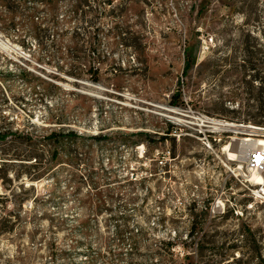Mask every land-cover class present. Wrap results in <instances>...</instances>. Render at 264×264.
Here are the masks:
<instances>
[{
  "label": "rangeland",
  "instance_id": "374dc122",
  "mask_svg": "<svg viewBox=\"0 0 264 264\" xmlns=\"http://www.w3.org/2000/svg\"><path fill=\"white\" fill-rule=\"evenodd\" d=\"M2 43L0 264H264V0H0Z\"/></svg>",
  "mask_w": 264,
  "mask_h": 264
},
{
  "label": "bare ground",
  "instance_id": "6f19581e",
  "mask_svg": "<svg viewBox=\"0 0 264 264\" xmlns=\"http://www.w3.org/2000/svg\"><path fill=\"white\" fill-rule=\"evenodd\" d=\"M4 49H5V46L3 45V43L0 44V50L5 51ZM207 121H209V120H207ZM214 126H215V129H231V130H238V131H241V128H242V126H236V125L226 123L223 121L214 122ZM235 128H238V129H235ZM244 130H247V131L250 130L248 132H253L256 130V128L248 126V127H245ZM239 141L241 143H240V146L238 143V149L237 150L233 151L232 148H230V149H228V147H226V148H227V151L229 152V156H233L232 155L233 153H237V158L242 159V160H245V157H246L245 153L248 150L264 146V140L263 141L262 140H255V139L251 140L249 138H243ZM250 173L254 174L252 176V179L254 181V185H256V186H261V185L263 186L264 185V178L262 176L254 173L252 171Z\"/></svg>",
  "mask_w": 264,
  "mask_h": 264
},
{
  "label": "built area",
  "instance_id": "2783aa9c",
  "mask_svg": "<svg viewBox=\"0 0 264 264\" xmlns=\"http://www.w3.org/2000/svg\"><path fill=\"white\" fill-rule=\"evenodd\" d=\"M245 165L248 172H254L264 178V146L253 148L245 153ZM234 160L237 157V153H233ZM257 190L253 192L254 195L264 196V185L259 186Z\"/></svg>",
  "mask_w": 264,
  "mask_h": 264
},
{
  "label": "trees",
  "instance_id": "16d2710c",
  "mask_svg": "<svg viewBox=\"0 0 264 264\" xmlns=\"http://www.w3.org/2000/svg\"><path fill=\"white\" fill-rule=\"evenodd\" d=\"M70 136H74L73 134H70ZM52 137H56V135L54 134V135H50V137L49 138H52Z\"/></svg>",
  "mask_w": 264,
  "mask_h": 264
}]
</instances>
